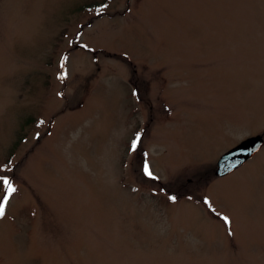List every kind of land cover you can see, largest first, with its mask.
Wrapping results in <instances>:
<instances>
[{
  "label": "rangeland",
  "instance_id": "374dc122",
  "mask_svg": "<svg viewBox=\"0 0 264 264\" xmlns=\"http://www.w3.org/2000/svg\"><path fill=\"white\" fill-rule=\"evenodd\" d=\"M3 178L0 264H264V0H0Z\"/></svg>",
  "mask_w": 264,
  "mask_h": 264
},
{
  "label": "water",
  "instance_id": "95a60500",
  "mask_svg": "<svg viewBox=\"0 0 264 264\" xmlns=\"http://www.w3.org/2000/svg\"><path fill=\"white\" fill-rule=\"evenodd\" d=\"M260 136L248 138L221 155L216 162V178L226 176L246 163L262 146Z\"/></svg>",
  "mask_w": 264,
  "mask_h": 264
},
{
  "label": "snow or ice",
  "instance_id": "6c2138e0",
  "mask_svg": "<svg viewBox=\"0 0 264 264\" xmlns=\"http://www.w3.org/2000/svg\"><path fill=\"white\" fill-rule=\"evenodd\" d=\"M61 79H63V77H61ZM133 147H135V145H133ZM145 174L148 176L152 175L147 170V166H145ZM0 182H2L3 186L7 189V195L3 198V202L0 203V218H3V216L5 215V206L7 205L10 196L16 191V188L12 185L11 181L8 178H3L2 181ZM224 219H225V222L227 223L228 222L227 217H225Z\"/></svg>",
  "mask_w": 264,
  "mask_h": 264
}]
</instances>
